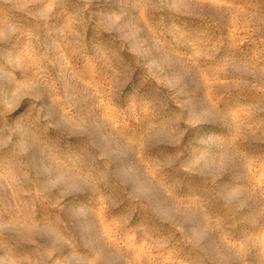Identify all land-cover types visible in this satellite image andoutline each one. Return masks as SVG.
Returning <instances> with one entry per match:
<instances>
[{
  "label": "rangeland",
  "instance_id": "1",
  "mask_svg": "<svg viewBox=\"0 0 264 264\" xmlns=\"http://www.w3.org/2000/svg\"><path fill=\"white\" fill-rule=\"evenodd\" d=\"M0 264H264V0H0Z\"/></svg>",
  "mask_w": 264,
  "mask_h": 264
}]
</instances>
